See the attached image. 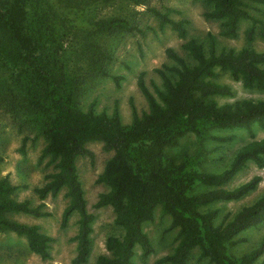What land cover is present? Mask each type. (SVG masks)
Returning <instances> with one entry per match:
<instances>
[{"label": "trees", "instance_id": "obj_1", "mask_svg": "<svg viewBox=\"0 0 264 264\" xmlns=\"http://www.w3.org/2000/svg\"><path fill=\"white\" fill-rule=\"evenodd\" d=\"M131 1L135 4L146 2ZM205 1L212 4L207 16L224 19L225 34L235 35L239 21L247 19L250 21L244 32L247 42L251 43L256 36L264 40V22L246 9L248 2L264 3V0ZM29 3V0H20L19 5V0H15L11 9L6 10L0 5V65L6 74L0 76V92L3 95L0 98L10 101L14 99L7 97L11 91L17 95L18 89L31 86L28 98L32 102L17 99L14 104L24 110L35 100H44L48 104V115L42 116L36 126L45 142L42 157L48 156L55 161L56 171L35 191L43 199L48 193L56 194L61 188H66L68 204L62 214V225L67 223L73 211L79 216L76 254L72 263L81 264L87 260L94 219L86 210L76 160L90 153L86 148L87 142L100 140L106 149L113 151V155L97 178L98 182L108 186V190L100 194L96 206L112 207L114 222L123 232L121 236L107 237L105 247L108 254H100L96 264H134L136 246L141 248L143 255L150 254L153 245L142 224L152 218L157 205L170 215L172 225L179 228L177 245L157 263L189 264L192 250L199 248L201 256L207 257L210 264H253L264 252V237L256 248L238 257L228 253V245L235 243L234 238L242 230L264 220V194L241 207L230 218L224 216L218 223L216 220L219 216L218 204L244 197L261 181V177L255 174L236 186L228 187L234 176L249 162L264 168V137H254L255 126L264 129V98L218 103L215 97L233 95L230 85L218 81L221 73H228L246 89L264 91V50L245 45L237 50L218 52L213 35L208 36V46L205 47L202 41L187 36L185 20L171 19L169 9L162 12L150 7L162 24H169L184 40L182 48L193 62L167 48V57L176 65L166 67L167 71L157 69L163 89L156 88V95L150 92L141 72L137 84L147 99L148 110L141 115L135 113L131 124L123 125L116 111L109 115L104 111L94 112L91 106L86 111L81 109L76 102L78 80H73L75 91L66 92L69 83L55 76L53 66L47 60L49 54L55 60L63 57L56 50L60 46L56 37L50 39L45 47V43L32 40L15 27L21 17L25 19L30 13ZM35 14L37 16L32 22L36 25L45 15ZM93 26L111 35L142 32L134 21L122 17L95 20ZM40 31L41 39L53 36V28L49 32ZM93 49L96 50L95 47ZM105 56L98 51L91 57L90 63L95 64L96 69L88 70L86 78L90 75L94 78L98 74L109 75L102 60L109 59ZM121 78L113 76L117 83ZM24 120L22 124L25 125L31 122L30 118ZM232 128L244 129L251 139L237 148L221 170L201 169L192 156H179L170 151L188 133L203 139L211 136V129ZM215 138L228 142L233 135ZM16 189L8 176L0 177V230H11L24 236L29 249L46 258L52 237L40 231L37 225L5 217L7 213L45 214L41 211V204L31 206L28 200L14 199L12 195Z\"/></svg>", "mask_w": 264, "mask_h": 264}, {"label": "rangeland", "instance_id": "obj_2", "mask_svg": "<svg viewBox=\"0 0 264 264\" xmlns=\"http://www.w3.org/2000/svg\"><path fill=\"white\" fill-rule=\"evenodd\" d=\"M15 0H0L2 8L11 9ZM30 13L25 19L17 21L19 31L38 43L46 44L56 37L59 40V55L55 60L52 54L47 60L53 66L55 76L69 83L66 92L75 91L73 80H78L76 102L84 111L91 106L94 112L104 111L107 114L117 112L123 125L131 124L134 114L141 115L148 110V102L137 84V78L144 73V83L148 90L156 95L155 89H163L162 79L157 69L167 71L166 67L176 65L166 55V49L172 48L187 61L193 59L182 48L184 40L180 38L169 24H162L160 19L149 9L155 8L165 12L170 10L169 17L173 20H185L187 36L194 37L208 46V36L213 35L216 50H237L250 45L256 50H264V40L259 36L250 43L245 37V30L250 21H239L235 35L225 34L224 19L207 16L212 4L205 0H146L145 4H135L131 0H29ZM20 5V0H19ZM16 7V6H15ZM246 9L260 21L264 22V3L248 2ZM45 18L36 25L32 22L37 16ZM20 17V15H17ZM129 18L142 32H121L114 35L101 31L93 26L95 20L104 18ZM21 21V22H20ZM53 28V36H46V40L39 37L40 30ZM40 29V30H39ZM41 36V35H40ZM49 38V39H48ZM48 39V40H47ZM96 48V50L93 49ZM103 52L109 59L102 58L109 75L98 74L96 77L87 76L88 70L96 69L90 63L96 52ZM46 49V54H47ZM105 56V57H106ZM97 63V62H96ZM0 65V76L5 74ZM6 75V74H5ZM3 75V76H5ZM122 78L117 83L113 76ZM10 80V77H8ZM93 78V79H92ZM218 81L227 83L233 90V95L215 97L218 103L234 102L244 98H264V91L249 90L242 86L240 81L233 80L228 73H221ZM26 86V85H18ZM31 86L17 90V95L9 93L7 101L0 98V177L8 176L10 182L17 186L13 198L22 201L28 200L31 206L42 205L41 211L45 214L34 216L25 213H7L10 220L28 225H37L43 233L52 237L49 242V256L42 258L29 249L24 236L11 230H0V264H73L76 254L75 236L78 229V213L73 211L65 225H62V214L68 204L66 188H61L56 194L48 193L43 199L35 191L43 186L49 175L56 171V162L50 157H42L44 140L39 135L36 126L38 120L48 115V104L43 100H35L26 110L14 102L31 103ZM33 96V95H32ZM0 97L3 95L0 92ZM93 104V106L91 105ZM35 106V107H33ZM30 118L27 125L22 124L24 119ZM254 137H264V129L255 126ZM211 136L198 139L188 133L181 137L178 146L171 152L182 156H192L204 170H221L228 164L234 152L242 144L251 139L242 128L211 129ZM233 135L228 142L217 140L216 136ZM89 154L81 155L76 160L77 174L81 181L86 202V210L94 217L91 231V246L87 260L81 264H96L100 254H108L105 241L108 236H121L123 230L114 222L115 213L109 205L96 206L101 193L108 190V186L98 182L106 161L113 155L112 150L104 147L100 140L86 143ZM258 174L261 181L258 186L244 197L218 204V223L222 217L229 218L244 205L252 203L264 194V168L257 167L249 162L246 168L238 172L228 187H233ZM143 230L149 236L153 251L143 255L139 246L135 247L134 264H167L157 263V260L172 252L179 241V228L172 225L169 214L164 213L157 205L150 220L142 224ZM264 237V220L256 225L242 230L234 239L235 243L228 245V253L238 257L256 248ZM189 264H210L207 257H202L200 249L192 250L188 259ZM253 264H264V252L259 255Z\"/></svg>", "mask_w": 264, "mask_h": 264}]
</instances>
